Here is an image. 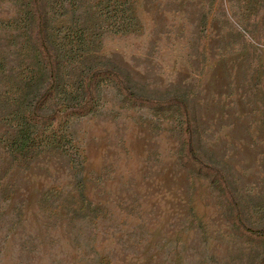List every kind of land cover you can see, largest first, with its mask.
<instances>
[{
  "label": "rangeland",
  "instance_id": "1",
  "mask_svg": "<svg viewBox=\"0 0 264 264\" xmlns=\"http://www.w3.org/2000/svg\"><path fill=\"white\" fill-rule=\"evenodd\" d=\"M111 1L50 0L53 26L88 37L63 84L106 66L149 103L102 84L97 109L69 125L76 168L57 148L12 163L6 143L47 73L20 0H0V264H257L264 241L237 233L208 176L189 177L178 107L154 102H187L202 156L264 226V0H119L135 18L125 33L103 19Z\"/></svg>",
  "mask_w": 264,
  "mask_h": 264
},
{
  "label": "trees",
  "instance_id": "2",
  "mask_svg": "<svg viewBox=\"0 0 264 264\" xmlns=\"http://www.w3.org/2000/svg\"><path fill=\"white\" fill-rule=\"evenodd\" d=\"M70 2L75 4V0ZM20 3L24 20L30 27L32 38L44 63L47 84L34 103L23 111L16 133L6 143V148L12 155V163L20 166L29 164L43 149L57 148L67 154L75 167L79 168L81 158L73 148L69 125L75 118L93 113L97 109L102 84L117 86L126 101L149 103L129 93L122 75L106 66L97 65L83 72L76 87L67 82L63 84L64 69L68 64L77 61L78 55L87 47L85 28L77 22L71 27L53 26V19L63 11H58L61 9L58 8L60 5H55L50 0H20ZM61 6L64 8L63 4ZM101 13L104 21L108 22L115 32L125 33L133 29L134 15L124 2L112 0ZM4 69V58L0 52V72ZM48 103L52 105L49 112L44 110ZM154 103H162L158 108L170 104L178 107L181 161L188 169L189 177L191 171L208 176L219 190L227 219L237 233L248 241H264V226L251 225L243 218L231 175L202 156L196 141L197 121L187 102L180 97H172L169 101ZM257 264H264V246Z\"/></svg>",
  "mask_w": 264,
  "mask_h": 264
}]
</instances>
